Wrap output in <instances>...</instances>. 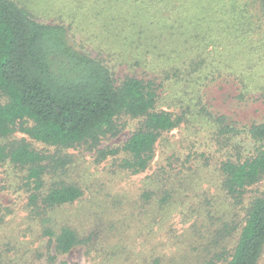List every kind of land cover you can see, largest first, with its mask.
Listing matches in <instances>:
<instances>
[{
    "label": "trees",
    "instance_id": "obj_1",
    "mask_svg": "<svg viewBox=\"0 0 264 264\" xmlns=\"http://www.w3.org/2000/svg\"><path fill=\"white\" fill-rule=\"evenodd\" d=\"M84 1H64L58 20L45 19L51 10L40 11L36 3L0 0V95L5 97L0 103V138H7L18 127L45 145L68 147L86 141L96 145L102 136L116 130L118 118L129 116L139 120L129 138L120 148L98 150V155L104 159L122 152L116 167L138 174L154 159L161 135L183 122H209L221 137L229 128L237 129L225 113H212L202 99L199 86L204 81L200 80L212 69L205 70L204 78L192 77L203 71L205 49L212 43L200 21L212 20L208 16L216 11H200L195 24L193 0ZM257 1L264 23V0ZM230 3L229 13L244 15L236 1ZM225 5L220 0L216 10L219 6V13H224ZM88 7L97 11L88 21H80L81 14L89 16ZM73 26L87 32V43L95 44L96 53L75 42L70 34ZM247 128L253 138L264 141V121ZM66 162L65 157L35 150L23 140L16 145L0 143V165L9 163L25 171L32 206L28 215L36 216L52 245L49 260L82 245L90 252L99 239L105 240L106 246L115 242L113 249L106 250L104 261L116 264L123 253L130 258L133 251L110 240L109 236L122 235L118 224L102 232L96 227L82 233L56 218L58 209L83 195L73 183L54 181L45 187L47 170H56ZM163 168L161 165L162 172ZM182 168H186L184 163L167 169V177L160 178L156 189L141 191L139 200L132 202L139 213L147 214L153 204L160 207L162 215L175 211L182 212L185 219L196 215L178 242L185 244L186 249L181 250L198 252L194 255L198 264H259L264 250V192L251 201L242 224L229 226L212 215V207L203 206L199 194L184 196L188 181L183 183ZM220 170L222 189L238 200L245 186L264 176V148L247 160L225 161ZM113 202L127 205L124 197ZM231 236L236 239L229 248L225 238ZM162 258L153 255L148 264H161ZM57 264L68 262L60 258Z\"/></svg>",
    "mask_w": 264,
    "mask_h": 264
},
{
    "label": "rangeland",
    "instance_id": "obj_2",
    "mask_svg": "<svg viewBox=\"0 0 264 264\" xmlns=\"http://www.w3.org/2000/svg\"><path fill=\"white\" fill-rule=\"evenodd\" d=\"M27 1L31 5L36 3L40 11L51 10L44 16L45 19H58L64 1L69 4V0ZM219 1L193 0V9L197 11L193 15L195 24L200 11L202 14L210 10L216 12L212 11L208 16L212 20L204 18L200 21L212 43L205 49L203 71L192 77L204 78L205 70L212 69L210 76L200 80L204 81L199 86L202 99L208 102L212 113H225L237 129L229 128L221 137L209 122H183L161 135L154 159L145 171L138 174H129L116 167L124 156L122 152L104 159L98 155V150L120 148L129 138L139 121L129 116L118 118L116 130L102 136L96 145L90 141L68 147L45 145L28 137L18 127L7 138H0V143L14 145L23 140L35 150L67 159L63 167L47 170L43 176L45 187L54 181L73 183L81 188L83 195L79 200L58 209L56 218L67 221L82 233L96 227L102 232L118 224L122 235L116 233L109 236L112 238L110 240L133 252L130 258L123 253L116 264H148L151 256L157 254L164 256L161 264H198L194 257L198 252L181 250L186 249L185 244L178 242L179 235L195 220L196 215L186 219L178 211L162 215L160 207L153 204L149 206L147 214H140L138 207L132 203L139 200L143 189H156L157 182L163 175L167 177L166 170L171 167L185 164L186 168H182L183 183L188 182L182 190L184 196L199 194L203 206L212 207V215L229 226L242 224L251 201L264 192V176L245 186L238 200L222 189L220 169L223 162L247 160L264 148V141L253 138L247 130L249 124L264 121V23L257 0H234L243 9V16L228 12L233 0H223L226 4L224 13H219L220 7L217 10L215 7ZM87 11L89 16L81 14L80 21H88L97 10L88 7ZM211 24L210 29L205 28ZM230 26L235 29L236 35ZM81 30V27H71L72 38L79 46L96 53L95 44H88L87 32ZM4 101L5 97L0 95V103ZM161 165H164V172ZM24 175L23 169L9 163L0 165L2 264H57L60 258L66 259L68 264H109L104 261L105 252L113 249L115 242L111 241L106 246L103 239L90 247V252L82 245L57 257L55 261L49 260L48 253L53 254L52 245L42 234L36 216L28 215L32 206L28 203L29 192ZM178 179L181 181L183 177L180 175ZM119 197H124L127 205H113V199ZM116 206L120 208H111ZM183 209L186 211L187 207ZM205 211H202L203 215ZM151 217L155 220H151ZM203 220L207 221L206 218ZM235 239L234 236L227 237L225 244L232 248ZM259 264H264V250Z\"/></svg>",
    "mask_w": 264,
    "mask_h": 264
}]
</instances>
